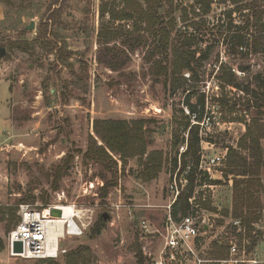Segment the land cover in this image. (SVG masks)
<instances>
[{"label":"rangeland","instance_id":"374dc122","mask_svg":"<svg viewBox=\"0 0 264 264\" xmlns=\"http://www.w3.org/2000/svg\"><path fill=\"white\" fill-rule=\"evenodd\" d=\"M164 5L167 14L174 10L173 38L187 31L195 33L188 27L193 16L184 21L182 14L183 8L191 11L193 0H165ZM103 7L105 18H101ZM125 8L123 0H0V51L5 52L0 56V207L11 210L0 212V238L5 244L0 264H49L11 257L6 237L19 221L20 205L61 203L93 206L96 212L85 235L65 244L68 252L55 260L58 264H138V245L149 264L144 255L146 244L140 241L141 222L160 227L165 219L176 157L174 119L181 116V110L188 116L184 92L192 85L173 92L165 85L164 76H154L153 62L159 57L151 55L156 39L145 24L114 21L113 16H123ZM230 9L221 0H214L205 27L196 33L203 37H199L204 40L202 49L209 51L196 87L209 98L206 109L213 128L204 139L215 144L214 148L205 145L211 155L226 152L228 147L238 148L252 121L264 122V115L248 108L251 96L242 94L233 112L218 102L223 94L232 97L234 92L240 97L241 92L227 86L222 89L218 79L222 65L231 68L241 90L247 84L256 89L264 81V45L259 52L245 49L234 53L229 39L225 41L232 34L228 31L232 24L239 27L244 23L239 13L229 20L224 14ZM31 22L34 30L26 31ZM139 40L144 45L134 49ZM112 57L123 67L110 69L106 64ZM184 77L190 80L191 74ZM109 119L150 122L146 126L148 153L164 155L157 179H141L140 158L123 162L110 153L117 163L112 172L85 160L91 137L103 146L95 134V122ZM183 138L178 158L181 148L188 146L189 130ZM66 162L70 165L67 170ZM60 168L62 175L56 181ZM225 169V164L217 169L223 172L224 181L210 194L211 206L222 212L233 205L232 177H226ZM107 183L112 186L107 188ZM119 200L124 207L117 211L113 205ZM132 205L137 206L132 209L133 217L129 214ZM11 214L17 217L15 225ZM105 215L109 219L104 229L94 234L97 220ZM154 241L152 248L157 253L160 241ZM260 245L264 252V241Z\"/></svg>","mask_w":264,"mask_h":264},{"label":"trees","instance_id":"16d2710c","mask_svg":"<svg viewBox=\"0 0 264 264\" xmlns=\"http://www.w3.org/2000/svg\"><path fill=\"white\" fill-rule=\"evenodd\" d=\"M165 0H123L125 4V13L123 16H113V20L125 21L135 20V24H145L148 33L152 38H155V48L152 55L154 58L159 57L153 62V74L155 77L164 76L167 86L173 92H176L181 87L190 83V89L185 90L186 100L185 105L191 113H197L199 119L202 120L205 115L207 96L200 92L196 85L199 84V72L202 64L208 59L209 51L202 49L204 40L201 39L197 32L201 31L206 25V17L212 11L214 0H193L191 11L183 8V20L188 21L189 16H193V20L189 23V28H193L195 33L176 35L173 38V32L176 29V18H174V10H170L169 14L165 11ZM143 3V4H142ZM222 4L229 5V11L225 12V16L231 20L234 14L243 15V26L234 27L233 24L228 28L231 50L234 53L250 49L255 52L262 51L264 45V0H221ZM107 12L104 7L101 9V18L106 16ZM172 14V15H171ZM118 17V18H117ZM232 22V21H230ZM237 29V30H233ZM201 37V38H199ZM223 34L221 33V38ZM160 38V42H158ZM144 45V41H135L134 49ZM200 54V56H198ZM110 69L117 71L123 64H118L116 58L112 57L111 61L106 64ZM222 71L218 77L222 83V89L226 86L232 89L240 90L238 94L232 92V97L228 94H223L218 98L219 105L222 108L228 109L230 112L236 110L241 95L251 96L248 100V108H254L261 115H264V81L259 82L256 89L252 84H247L241 90V85L237 83L236 75L231 68L222 65ZM228 70V72H227ZM191 74V79L184 77L185 73ZM195 99V101H193ZM181 116L175 117L174 122L177 129L173 137V148L176 152V157L172 161L173 171L178 167L179 148L185 143L182 139V134L189 130L188 150L182 155L183 169L188 164H192L190 174V185L188 191L183 194L173 207L174 217L187 216L190 211L188 204L189 197L193 194L196 185V173L200 164L201 139L199 136V128L191 127L192 121L189 116H186L181 110ZM150 122L148 120H134L131 122L124 120H98L94 124L96 136L101 140L103 146H99L96 139L91 137L88 151L84 155L86 161H94L101 165L105 170L112 172V168L117 165L111 154L118 155L125 162L131 158L141 159V179L144 182H151L158 178L164 166V155L162 152L154 151L148 153L150 142L148 140V128L146 126ZM264 139V122L260 119L252 121L247 127V132L240 139L238 148L228 147L229 153L226 159V169L224 171L226 177L232 176L233 179V205L232 217L242 222L247 230V236L251 240L252 248H254L263 239V233L256 229V225L262 220L263 203L261 195L264 193V185L261 179L262 170L264 169V153L262 149V140ZM146 157L145 160H143ZM70 167L69 162H66L65 169ZM60 168L55 177L56 181L62 175ZM203 178L202 181H205ZM215 185L220 182H211ZM112 184L107 183L106 187ZM107 189L104 190L102 197L106 196ZM205 209L217 213L218 210L213 208L210 203L203 204ZM11 211L0 207V212ZM5 214V212H4ZM224 216H229L230 211L224 210ZM12 223H17V217L11 214ZM104 217H100L93 229L94 234H99L105 227ZM17 225V224H16ZM11 231V230H10ZM8 231V233L10 232ZM138 245V244H137ZM216 253L213 257H226L225 248L220 247L217 243L214 244ZM138 264H146L145 258L138 245ZM5 249L3 239L0 238V251ZM42 262L49 264H58L53 259H46Z\"/></svg>","mask_w":264,"mask_h":264},{"label":"built area","instance_id":"2783aa9c","mask_svg":"<svg viewBox=\"0 0 264 264\" xmlns=\"http://www.w3.org/2000/svg\"><path fill=\"white\" fill-rule=\"evenodd\" d=\"M185 111L191 118V127L199 128L202 146L196 185L188 199L190 211L187 216L180 215L177 218L173 214L174 205L188 191L190 185L192 164H188L183 169L181 161L182 155L188 150V146L185 145L181 148L178 167L170 176L169 204L164 208L166 215L162 225L158 227L146 220L141 222L140 241L146 244L144 255L149 259V264H264L259 258L256 246L252 248L251 240L242 222L232 217V210L229 216H224L221 210L215 213L203 206L205 203H210V194L219 185L211 182L224 181L223 172L217 169L224 166L229 149L226 148V152L217 155L208 154L205 145L214 148L215 144L205 141L204 134H208L207 131L213 128L212 117L208 115L207 109L202 120L197 113H191L188 108H185ZM203 178H206L205 181H202ZM232 179L233 177L229 182H232ZM113 207L120 211L124 205L119 200ZM136 207L129 206L131 217H133L132 209ZM65 208L71 211L69 218H64ZM52 209L60 210L61 218L53 217ZM95 212L93 206H80L76 203L47 206L20 205L19 221L6 237L8 252L11 257L24 260H57L67 254L68 250L65 247L67 242L85 235L94 220ZM60 220H63V228H55L58 227ZM155 239L160 241L157 253H154V247L152 248ZM16 242L23 245L22 253L14 252L13 246ZM215 243L225 248L226 257H213Z\"/></svg>","mask_w":264,"mask_h":264},{"label":"crops","instance_id":"0c3cea01","mask_svg":"<svg viewBox=\"0 0 264 264\" xmlns=\"http://www.w3.org/2000/svg\"><path fill=\"white\" fill-rule=\"evenodd\" d=\"M262 149H263V153H264V140L262 141ZM261 179H262V182H263V185H264V169L262 170V175H261ZM230 184V187L233 186V180L232 182H229ZM261 200H262V203H263V208H264V193L261 195ZM232 208L229 209V211H231ZM263 217H262V220L256 225V229H258L260 232L263 233L264 235V209H263V213H262ZM264 241V236H263V239H261V241L256 245V249L258 251V255H259V258L264 262V252L261 250V243ZM215 247H213V251L215 253ZM213 254V252H212Z\"/></svg>","mask_w":264,"mask_h":264},{"label":"water","instance_id":"95a60500","mask_svg":"<svg viewBox=\"0 0 264 264\" xmlns=\"http://www.w3.org/2000/svg\"><path fill=\"white\" fill-rule=\"evenodd\" d=\"M34 28H35V23L34 22H31V25L26 28V31L34 30ZM4 53L5 52L3 50H1L0 51V56L3 57L4 56ZM51 215L53 217L61 218L62 213L58 209H52ZM103 217H104L105 220H108L109 219V216H107V215H105ZM13 248H14V252L15 253H22V251H23V245L20 242H16L14 244Z\"/></svg>","mask_w":264,"mask_h":264},{"label":"bare ground","instance_id":"6f19581e","mask_svg":"<svg viewBox=\"0 0 264 264\" xmlns=\"http://www.w3.org/2000/svg\"><path fill=\"white\" fill-rule=\"evenodd\" d=\"M65 214H64V218H66V217H70L71 216V211L68 209V208H65ZM69 221H72V220H69ZM58 227H55V228H60V229H62L63 228V225H64V223H63V220H60V222H58ZM52 232L54 231V227H53V229L51 230ZM54 235V234H53Z\"/></svg>","mask_w":264,"mask_h":264}]
</instances>
